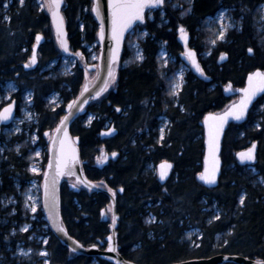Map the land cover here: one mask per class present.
I'll list each match as a JSON object with an SVG mask.
<instances>
[{
    "label": "trees",
    "instance_id": "1",
    "mask_svg": "<svg viewBox=\"0 0 264 264\" xmlns=\"http://www.w3.org/2000/svg\"><path fill=\"white\" fill-rule=\"evenodd\" d=\"M7 1L0 0V93L11 78L16 84L12 96L19 115L31 92L30 108L36 120L24 122L16 133L0 134V264H8L10 242L11 264H18L19 246L33 249L31 264L46 260L48 264H113L70 251L48 227L42 205L36 212L26 206L29 185L35 178L42 182L48 160L46 131L57 126L67 104L80 93L85 68L97 64L89 49L97 41L99 29L92 13L93 0H65L62 9L70 48L82 54L71 72H63L60 66L62 51L49 12L38 0H24L23 4L10 0L8 7ZM263 6L264 0H165L159 8L147 10L145 21L126 38L114 86L91 101L72 124L71 133L81 140L85 174L110 189H124L117 194L118 245L127 259L168 264L236 253L264 260V94L244 122L230 123L226 130L219 185L205 188L196 179L203 167L204 114L219 112L236 98L226 96V85L242 86L250 71L264 69ZM222 7L239 23L221 40L218 27L207 26L206 21ZM181 26L190 33L189 45L197 50L203 73L190 69L179 92L173 94L176 71L182 65ZM138 28L146 31L137 39L143 59H137L133 47ZM39 33L45 36L39 47L40 62L27 70L24 62ZM162 46L174 60L165 63L160 59ZM95 48L99 50V45ZM222 54H226L223 59ZM54 92L59 94L60 104L50 102ZM90 114L93 118L89 120ZM161 117L169 121L163 137ZM111 123L118 133L102 139L101 130ZM33 135L37 136L35 142ZM254 142L258 143L256 160L240 163L237 152ZM39 147L42 171L35 173L31 165ZM103 151H118L119 155L100 168ZM163 160L172 164L165 182L159 180L156 170ZM61 190L63 219L70 233L86 245L106 247L110 222L104 212L110 206L109 197L81 186L74 189L69 180L63 181ZM27 224L31 228L22 231ZM192 229L198 233L189 237ZM43 249L47 256L41 254Z\"/></svg>",
    "mask_w": 264,
    "mask_h": 264
},
{
    "label": "water",
    "instance_id": "2",
    "mask_svg": "<svg viewBox=\"0 0 264 264\" xmlns=\"http://www.w3.org/2000/svg\"><path fill=\"white\" fill-rule=\"evenodd\" d=\"M97 3L99 6V11L101 13V16L103 17V23H104V29H105V36H104L103 40H101L100 36H99L101 17L97 16V14H96ZM109 3H110V0H93L92 13H93L94 18L96 19L98 26H99L97 38H98L100 49H99V53H98L97 64L96 65H90L85 69V82H84V85H83L80 93L78 94V96L75 99L71 100L68 103V104H70L73 101H77V104H75L71 110L73 114L64 122L63 125H61L62 118H64L65 116H68V113H69L68 104H67L66 112L62 116L60 121L58 122L55 129L52 132H51V130H48L46 132V135H48L50 132H51V135H50V139H49L48 160H47V164L45 166V170H44L43 178H42V188H41V201H42V203L41 204H42L43 214H44V217L47 221L48 227L50 228L52 233L59 239V241L65 247H67L70 251H72V249L75 248L76 251H72V252H74L76 254L85 255V256H98V257L105 259V260H107L113 264H117L118 261H119V264H140L136 261L127 259L119 250L118 225H119L120 215H119L118 210H117V194L123 193V191H124L123 187H119L117 190L110 189L109 187L101 185L100 183L96 182L95 180L90 179L85 174L84 167H83V159L81 157V152H80V142H81L80 137L78 135H73L71 133L72 124L76 121V119L80 115H83L85 113L86 108L90 104L91 100L93 98L99 97L104 91L99 96L96 95V92L105 86V81H107L109 84L112 80V78H110L108 76L109 63L111 60V49L114 47V41H112V39H111V13H112V9L109 7ZM64 5H65V0H62L59 11H60V14L63 16V18H64V15H63L62 9H63ZM159 7L160 6L145 9L144 10V19L142 21L141 20L135 21L132 24V26L127 31L124 32L123 39L121 42L120 51H119V59L115 63L111 64L113 72H115L116 66L120 61V58H121V55H122V52L124 49V44H125V41H126L128 34L130 32H132V30L135 28V26H137V24L143 23L145 21L147 10L156 9ZM50 19H51V23H52L54 33L57 36L56 24L53 21V17H52L51 12H50ZM64 31L66 32L65 39H66V43H67V50H65L64 47L61 46V41H60V39L57 38L58 45H59L60 49L62 50V52L65 55H72V56H75L76 58L80 59L81 58L80 55H77V53L74 52L73 50H71V48H70L65 18H64ZM186 33H187V40H185L181 36V33L179 35V42L183 48V51L180 53V57L185 62V64L191 66L192 70L195 73L200 74L201 72L197 70V68L192 63V61L185 55V53L188 52L189 49L194 51L195 52V60L200 66L198 52L195 48H192L189 46L190 34L187 31H186ZM39 36L41 37V39L39 41H37V43L33 47V51H35V55H36V62L38 60L39 47H40L41 43L44 41V37L41 34H39ZM78 53L81 54V52H78ZM200 68H201V66H200ZM91 69L97 70V74L92 81H90L88 78V70H91ZM258 70L264 71L262 69H258ZM256 71L257 70L250 72L247 75L246 80H245V84L241 87L234 89L232 87V85H230V84L225 86L226 96L231 97L234 94H239L238 98L233 100L232 102H230L225 109H223L219 112H207L204 114L203 119L201 121V124L203 126V131H204V145H205V147H204V154H203V161H202L203 167H202V170L200 173L204 172V170H205V158L208 156L209 127L214 126L217 123V121H213L212 119L206 120V118L209 117V114H212V116H214V117L224 116V114L226 112H228L233 107V105H238L240 100H241V97L244 95L240 91V89L248 87V76L250 74L256 72ZM85 86H87V88H88L87 92L83 91ZM82 92H83V95H81ZM263 94H264V92L257 93L255 98L252 100L251 104L248 106L247 113L245 114L243 119L236 120L231 116L226 118V122L223 124V128H222V131L219 135V141H218L219 142V151L217 153V156H218V160H219V171L216 174V182L214 184H208L200 178V173L197 174V176H196V179L205 188H216L220 183L221 173H222V168H223V160H222V156H221L222 142H223V139H224V136H225V133H226V130H227L229 124L230 123H242V122H244L246 120L248 114H249L250 109L253 107L255 102ZM84 100H87V103H83ZM10 104L12 105V115L8 120L0 121V134L2 131L3 125H8V124L12 123V121L16 117L17 107L14 103H10ZM10 104L5 105L1 109V111H3V109L8 107ZM81 104L83 105L82 108H80ZM58 127L60 128L59 132H57ZM65 133L67 134V140L65 142L66 153L69 156H71L72 150H74L76 159L74 161H70L68 163V166L63 169L62 174L57 175L56 174V172H57L56 160H57V156L59 155V152H60V141L65 140ZM117 133H118V129L115 127L114 123H111L110 126L103 128L101 130L100 136L102 139H106V138H111V137L115 136ZM253 144L255 145V149H254L255 159L252 161H243L242 162L240 160L238 154L241 152H246L249 148H252ZM253 144H251L249 147L237 152L236 157L238 158L240 163L252 164L256 160L258 143L254 142ZM112 153H116V155L113 156ZM118 155H119L118 151H114V152H104L103 151L102 152L103 158L98 162V166L100 168H103L105 165H107L109 163L110 160L115 159ZM50 161L53 164L52 168H49V162ZM164 161H167V160L160 161L157 164L158 177H159V180L162 182H165L169 178V176L171 174V169H172V167H171V169L168 170L167 176L165 178L161 179L160 175H159V166ZM167 162L170 163L169 161H167ZM209 167H210V165H209ZM46 175H47V180H48V192H49V196L47 198L45 195ZM53 179H55L56 203H55V208L52 209V211H53L57 221L59 223H62L63 227L66 229V233L57 231L56 227L53 224L52 219L49 216V208L45 207L46 199L48 200V203L51 205V193H52V181H53ZM64 180H71L70 187H72L74 189H77L78 186H81V187L86 188L90 191H97V192L105 193L109 197L112 218H113V215H115L116 220H115V223H113V219L111 218V223L109 226L110 232L106 235V238H105L106 242H107L106 247L102 248L97 244L86 245L83 242H81L79 239H77L74 235H72L70 233V231L68 230V228L66 227L64 219H63V214H62V194H61L62 183ZM121 188L123 189V191H120ZM102 212H104V210ZM104 218L106 219V216H104ZM109 236H112V238H113L111 243L113 244L114 247L117 248L116 252H112L109 250V241L107 239ZM77 241L79 242V244L76 243ZM79 245H83V247H80ZM92 245H96V247H92ZM229 262L235 263V264H258V262H264V260H260V259H256V258H250V257L244 256L241 254H236V253H233V254L219 253V254H214L212 256H208V257L190 258V259H185V260H181V261L171 262L168 264H222V263H229Z\"/></svg>",
    "mask_w": 264,
    "mask_h": 264
},
{
    "label": "snow or ice",
    "instance_id": "3",
    "mask_svg": "<svg viewBox=\"0 0 264 264\" xmlns=\"http://www.w3.org/2000/svg\"><path fill=\"white\" fill-rule=\"evenodd\" d=\"M20 3L23 4L24 0H20ZM62 3V0H45V3L41 5L42 8L47 7L48 10L51 12L53 21L56 24V31H57V38L61 41V46L64 47L65 50H67V43H66V32L64 31V18L60 14V5ZM165 3V0H110L109 7L112 9L111 13V39L114 41V47L111 49V60L109 63V70H108V76L114 80V72L112 70L111 64L115 63L119 59V51L121 47V42L123 39V34L125 31H127L132 24L137 20H143L144 19V10L147 8H154L158 6H162ZM96 14L97 16L101 17V25H100V39L103 40L105 36V29H104V23H103V17L101 16V13L99 11V6L97 3L96 8ZM224 17V14L221 13L219 18L222 20ZM179 31L181 33V36L187 40V33L183 26L179 28ZM227 31L226 27L222 26V30L218 33L219 39L225 38V32ZM37 41L41 39L39 35L36 37ZM212 43H215V40L212 41ZM249 52H252V49H248ZM77 55H82L80 53H77ZM185 55L192 61V63L195 65L198 71L203 73V69L200 68L199 64L195 60V52L191 49L188 50V52L185 53ZM226 54H222L221 59L224 58ZM137 59H143V56L139 53L137 54ZM36 63V55L35 51H33V55L30 57V61L28 64L25 65V67H31ZM108 82L105 81V86L101 88L99 91L96 92V95L99 96L103 91L107 89ZM180 87V84H174L173 94H177L175 92V89H178ZM230 87V86H229ZM84 92L88 91L87 86L84 87ZM240 91L244 94L241 97V100L238 105H233V107L224 114V116L221 117H214L212 114H209V117L207 119H212L213 121H217V123L214 126L209 127V139H208V156L205 158V170L204 172L200 173V178L204 180L208 184H214L216 182V174L219 171V160L217 153L219 151V135L222 131L223 124L226 122V118L231 116L236 120H241L244 118L245 114L247 113L248 106L251 104L252 100L255 98L257 93L264 92V71L257 70L256 72L250 74L248 76V87L240 89ZM83 95V92L81 93ZM83 103H87V100H84ZM77 104V101H73L72 103L68 104L69 113L68 116H65L61 120V125L64 124V122L73 114L72 108L73 106ZM83 105H80V108H82ZM116 111H120L119 108L116 109ZM12 115V105L10 104L8 107L4 108L3 111H0V121L8 120ZM28 118H31V114H28ZM19 130V129H17ZM60 131V128H57V132ZM111 131V130H110ZM163 133V130H161ZM67 140V134L65 133V140L60 141V152L57 156L56 160V174L60 175L63 173V169L68 166V163L70 161H74L76 159L75 152L72 150V155L69 156L66 153L65 150V142ZM254 149L255 145L253 144L252 148H249L246 152H241L238 154L240 160L243 161H252L255 159L254 155ZM19 150V146L17 148ZM36 155H39L37 152ZM113 156L116 155V153H112ZM210 165V167H209ZM53 164L50 161L49 162V168H52ZM172 165L168 163L167 161H164L159 166V175L160 178L163 179L167 176L168 170L171 169ZM33 172L37 171L36 168L32 169ZM120 191H123L121 188ZM45 195L46 198L49 196L48 192V180L47 175L45 179ZM31 199V197H29ZM240 204L244 203V197L241 196L240 198ZM56 203V196H55V179L52 181V193H51V205L48 203V200L46 199L45 207L49 208V216L53 221L54 226L56 227L57 231L65 232L66 229L63 227L62 223H59L52 211V209L55 208ZM32 211L35 212L36 208L33 206ZM113 223H115L116 217L113 215ZM215 219H219V217H215ZM24 231H27V228L22 229ZM109 250L112 252H116L117 248L113 246L112 242V236H109ZM44 243L46 244L47 241L45 240ZM79 244V242H76ZM80 247H83V245H79ZM92 247H96V245H92ZM23 251V250H21ZM31 251V249H29ZM72 251H76L75 248L72 249ZM26 254V253H25ZM44 256H47L48 253L44 252L41 253ZM119 264V261L117 262ZM258 264H264V262H258Z\"/></svg>",
    "mask_w": 264,
    "mask_h": 264
},
{
    "label": "rangeland",
    "instance_id": "4",
    "mask_svg": "<svg viewBox=\"0 0 264 264\" xmlns=\"http://www.w3.org/2000/svg\"><path fill=\"white\" fill-rule=\"evenodd\" d=\"M10 2H11L10 0H8L6 2V6L7 7L10 4ZM38 2H39L40 7H41V5L45 3V0H38ZM43 9H45L48 12H50L47 7H44ZM262 10L263 11H262L261 18L264 19V6L262 7ZM221 13L224 14V17H223L222 20L219 18ZM238 23H239V20L236 17H234L233 13L227 7H222L214 16L209 17L208 20L206 21V25L207 26H210V27L217 26L218 27V33H219V31L222 30V26L226 27L227 31H228L229 28H232V27L236 26ZM227 31L225 32V36H226ZM135 33H136V35L133 38V47L135 49L136 55L138 53L140 55H142V51H141V48L139 46V42L137 41V39H138V36H141V37L144 36L146 34V31L144 29H142V28H138ZM214 35H216V31L214 32V34H212V36H214ZM217 36H218V34H217ZM95 45H96V43L91 44L89 46V49L92 51L93 58L97 59L99 50H97L95 48ZM159 55H160V59H162L165 63L169 60V58H172V60L175 59V57L170 56V54L167 52V50H166V48L164 46L161 47V49L159 51ZM57 61L58 60H55L53 62V64H55ZM59 61H60V66L63 69V72H71L73 70V67L78 63V60H77V58L75 56L65 55L63 53H62V57L60 58ZM190 69H191L190 65H186L185 63L182 62V65L176 71V79H175L173 85L177 84V83L180 84V87L178 89H175L176 93L179 92V90L181 89L182 85L184 84L185 76H186L187 72ZM96 74H97V70L88 71L89 80L92 81L95 78ZM114 83H115V77H114V80L112 79L111 82L108 84L106 92L111 87L114 86ZM6 88H8L9 93L6 92L5 95L1 98V99H3V101H6L9 98V96H10L9 94L12 91L16 90L15 82L11 81L10 83H7ZM172 89H173V86H172ZM173 92H174V89H173ZM237 98H238V94H236V98L235 99H237ZM25 99H26L25 100L26 103L22 107L21 113L18 116L15 117V119L13 120L11 125L7 126L4 129V134L10 135L12 133H16L18 131H21L22 128H23L24 122H26V121L30 122L31 120H34V121L36 120V114L30 108V106L32 104V102H31L32 101V93L28 92L26 94V96H25ZM97 99L98 98H94V99H92V101H96ZM49 100H50V102H54L56 104H60L61 103V101L59 99V94L57 92L52 93L50 95V97H49ZM0 103H3V102H0ZM28 114H31V118H28ZM92 118H93V115L90 114L89 115V120L92 119ZM168 126H169L168 119L166 117H161L160 128H159L161 137L164 136ZM17 129H19V130H17ZM54 129L55 128H53L51 130L53 131ZM161 130H163V133L161 132ZM50 135L51 134L49 133L48 135H46V137H48V139H50ZM33 140H34V142L37 140V136L36 135H33ZM37 152L39 153V155H36V157L34 158V160L32 162V165H31V169H33V168L37 169V171H35V173H39V172L42 171V161H43L42 150H41L40 147L38 148ZM156 170H157V167H156ZM29 197H31V199H29ZM41 203H42V201H41V183L39 182L38 179H34L30 183L28 191L26 192V206L28 208H30L31 211H32V207L34 206L36 208V211H37L38 208L40 207ZM104 216H106V219H108L109 222H111L112 213H111L110 206L106 207L105 212H104ZM24 228L28 229V228H31V227L27 224V225H24V227H22L21 230L24 229ZM42 229H43V234H44L43 236H44V238H46L45 237V233H44L45 225L42 227ZM22 231H24V230H22ZM196 233H198V229L190 230L189 231V237H191L193 234H196ZM44 240H46V239H44ZM29 249L30 248H26V247H22V246H20L18 248L19 253L20 254H24V255H26L28 253L29 254L31 253V251H29ZM21 250H23V251H21ZM44 252H46V251L43 249L41 251V253H44ZM19 253H17V251H16V255H18ZM39 264H48V260H46L44 263H39Z\"/></svg>",
    "mask_w": 264,
    "mask_h": 264
},
{
    "label": "flooded vegetation",
    "instance_id": "5",
    "mask_svg": "<svg viewBox=\"0 0 264 264\" xmlns=\"http://www.w3.org/2000/svg\"><path fill=\"white\" fill-rule=\"evenodd\" d=\"M185 29V28H184ZM185 31H187L186 29H185ZM188 32V31H187ZM190 34V33H189ZM33 55V51H32V54H31V56ZM30 56V57H31ZM30 57L27 59V61L26 62H24V65H26V64H28V62L30 61ZM39 62H40V60H39V51H38V60H37V62H36V64L35 65H32L31 67H25L27 70H29V69H31V68H36L37 66H38V64H39ZM264 70V69H263ZM11 82V78L10 79H8V81L6 82V84L4 85V87H3V89H2V92L0 93V102H3V103H0V111H1V109L5 106V105H7V104H10V103H14L15 105H16V100H15V98H13V96H12V92L9 94L10 96H9V98L6 100V101H3V99H1L4 95H5V93L6 92H8L9 93V90H8V88H6V86H7V83H10ZM245 84V83H244ZM243 84V85H244ZM242 85V86H243ZM240 87V86H239ZM110 126V125H109ZM33 233H35V236H36V234H37V231L35 230V231H33ZM20 247V246H19ZM18 247V248H19ZM23 247V246H22ZM18 248H17V253H19V250H18ZM31 249V248H30ZM32 250L33 249H31V253L29 254H26V255H24V254H18L19 255V260H18V264H31L30 263V259H31V255H32ZM34 256H35V258H34V260H35V262L37 261V256H36V254H34ZM8 264H11V242H10V244H9V247H8Z\"/></svg>",
    "mask_w": 264,
    "mask_h": 264
},
{
    "label": "bare ground",
    "instance_id": "6",
    "mask_svg": "<svg viewBox=\"0 0 264 264\" xmlns=\"http://www.w3.org/2000/svg\"><path fill=\"white\" fill-rule=\"evenodd\" d=\"M183 28H184V27H183ZM39 34H41V35L44 37V40H45V36H44L42 33H39ZM39 34H38V35H39ZM36 43H37V39H36L35 44H36ZM35 44H34V46H35ZM34 46H33V47H34ZM38 51H39V50H38ZM201 68H202V67H201ZM258 69H261V68H257V69H255V70H258ZM255 70H253V71H255ZM262 70H263V69H262ZM253 71H250V72H253ZM250 72H249V73H250ZM249 73H248V74H249ZM248 74H247V75H248ZM246 77H247V76H246ZM232 87H233V86H232ZM240 87H241V86H240ZM233 88H234V87H233ZM237 88H238V87H237ZM234 89H236V88H234ZM234 95H236V94H234ZM232 96H233V95H232ZM238 96H239V94H238ZM49 130H51V129H49ZM47 131H48V130H47ZM47 131H46V132H47ZM51 132H52V130H51ZM51 132H50V134H51ZM167 161H168V160H167ZM169 162H170V161H169ZM170 163H171V162H170ZM46 164H47V163H46ZM110 223H111V222H110ZM256 259H257V258H256ZM260 260H262V259H260Z\"/></svg>",
    "mask_w": 264,
    "mask_h": 264
}]
</instances>
